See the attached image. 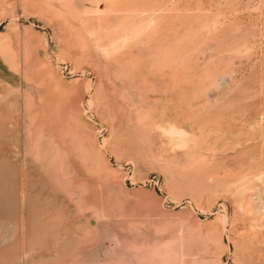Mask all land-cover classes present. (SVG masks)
Returning <instances> with one entry per match:
<instances>
[{"label":"rangeland","instance_id":"obj_1","mask_svg":"<svg viewBox=\"0 0 264 264\" xmlns=\"http://www.w3.org/2000/svg\"><path fill=\"white\" fill-rule=\"evenodd\" d=\"M0 264H264V0H0Z\"/></svg>","mask_w":264,"mask_h":264}]
</instances>
